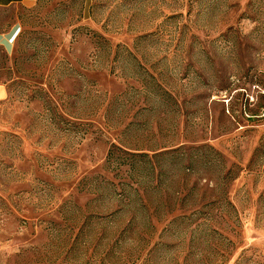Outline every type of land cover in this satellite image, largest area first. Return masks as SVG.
<instances>
[{"label": "rangeland", "instance_id": "obj_1", "mask_svg": "<svg viewBox=\"0 0 264 264\" xmlns=\"http://www.w3.org/2000/svg\"><path fill=\"white\" fill-rule=\"evenodd\" d=\"M17 13L0 264H264V0Z\"/></svg>", "mask_w": 264, "mask_h": 264}, {"label": "crops", "instance_id": "obj_2", "mask_svg": "<svg viewBox=\"0 0 264 264\" xmlns=\"http://www.w3.org/2000/svg\"><path fill=\"white\" fill-rule=\"evenodd\" d=\"M39 0H0V16L3 13H11L3 22L0 18V62L12 56L16 44L22 33V24L17 10L22 6H30ZM16 14L12 16V12ZM9 97V90L0 78V104Z\"/></svg>", "mask_w": 264, "mask_h": 264}, {"label": "trees", "instance_id": "obj_3", "mask_svg": "<svg viewBox=\"0 0 264 264\" xmlns=\"http://www.w3.org/2000/svg\"><path fill=\"white\" fill-rule=\"evenodd\" d=\"M263 146V145H262ZM260 148H263V147H260ZM259 150V149H258ZM199 151H201V150H198V151H196L195 153H193L192 155H190L189 157L193 160V158H195V161L194 162H197V163H204V162H206L207 160H208V158L211 156V154L210 155H204V156H202V154L199 152ZM110 155H111V153H110ZM141 156H147V155H141ZM221 157L220 156V154L219 153H216L215 154V157ZM177 159H181V157L180 156H177ZM193 162V161H192ZM130 169H135L133 166H130ZM138 191V190H137ZM138 193H139V191H138ZM131 201V200H130ZM180 204H182V203H180ZM143 206L144 207H147V203H143ZM197 212V211H196ZM187 217H186V215L185 214H183V215H178V216H175V217H173V219H172V221L173 222H176V221H178V220H185Z\"/></svg>", "mask_w": 264, "mask_h": 264}]
</instances>
